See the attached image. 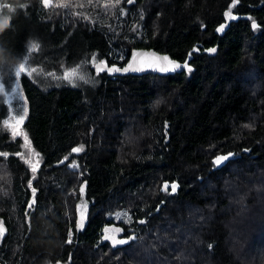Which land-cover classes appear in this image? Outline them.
<instances>
[{"label": "trees", "instance_id": "1", "mask_svg": "<svg viewBox=\"0 0 264 264\" xmlns=\"http://www.w3.org/2000/svg\"><path fill=\"white\" fill-rule=\"evenodd\" d=\"M52 5L0 0V67L26 53L58 74L21 76L16 135L0 99V264H264V0ZM145 49L167 70L53 83Z\"/></svg>", "mask_w": 264, "mask_h": 264}, {"label": "rangeland", "instance_id": "2", "mask_svg": "<svg viewBox=\"0 0 264 264\" xmlns=\"http://www.w3.org/2000/svg\"><path fill=\"white\" fill-rule=\"evenodd\" d=\"M25 55H27V54L25 53L22 56H25ZM27 56H28L27 68L37 70V67H34L35 65L31 61V60H33V58H29V55H27ZM92 58L90 57V59L88 61H86V65L82 64L81 62H77L71 68L66 69L63 72V74H65L66 72H71L72 69H74V68H79L78 74L83 75L86 79L91 81V82L85 83L84 80L73 79V82L71 83L72 85H78L80 87H86V86L91 85V83H94L96 81V77L99 76V74L102 71H100L99 73L97 72V67L95 65L98 63L97 62L98 59L95 57V64H94ZM20 62H21L20 59L17 58L16 60H13L12 62H10V61L4 62V64L0 67V83L6 82L12 89H15L17 87L19 88L18 93L16 91H9L7 94L0 93V99L2 100V102L6 106V118L4 119L5 120L4 122H5L7 127L9 126L12 135H16L19 132V128H20L19 124H22V123L17 124L16 119H14V117H17V114H19V115H24V118H25L26 111H27L26 99H25V96H24V93H23V90H22L21 84H20V78L21 77L16 78L15 74H14V68L16 66H18V64ZM38 66H39V64H38ZM101 67H103V66H101ZM173 68H174V66H173ZM52 71L53 70H50L48 68H43V69L38 68V72L37 71L34 72L31 76L38 80V75H39L41 77V80H43V81H41L42 83L47 84V82H50V84H51L53 77L55 75H58V74L52 73ZM61 76H63V75H61ZM58 80H55L53 83H56V84L61 83L60 81H62V79H60L58 77ZM63 81L66 82V84H70L68 82V80L63 79ZM89 87H91V86H89ZM6 121H7V123H6ZM136 125H137V123L134 122L133 123V127H134L133 130L135 129V132L137 131L135 128ZM139 129L141 130V129H143V127H139ZM133 140L136 141V138L132 134V136L130 138H127L126 141L131 142ZM30 150H32L30 144L29 143L24 144V153H27ZM33 158L35 159V156H33ZM85 209H86V204L83 202V200H80L78 210L80 211V213H85L86 212ZM250 231H254V228H251ZM3 235H4V233H3ZM3 235L0 236V242L2 240Z\"/></svg>", "mask_w": 264, "mask_h": 264}, {"label": "snow or ice", "instance_id": "3", "mask_svg": "<svg viewBox=\"0 0 264 264\" xmlns=\"http://www.w3.org/2000/svg\"><path fill=\"white\" fill-rule=\"evenodd\" d=\"M111 6L115 7L117 5L120 4L121 0H109ZM128 3H132L133 0H127ZM41 3L42 5L45 7V8H48V7H51L53 6L52 5V0H41ZM89 3H91V0H89ZM55 7L57 8H61V7H68L69 5L66 4V3H57L54 5ZM105 6H108V5H105ZM3 7H9L7 5H3ZM21 8H24L26 7V5H21L20 6ZM10 10H13L10 8ZM225 16H229L231 17V13L230 12H225L224 14ZM231 18H235V17H231ZM5 24L6 25H10V18L6 19L5 20ZM253 26L255 27V24H253ZM224 27V25H221L220 28L218 29L219 30H222ZM39 48V45L36 44V43H31L29 45V48L27 49V52L28 53H31L32 51H35V50H38ZM209 51H215V49H209ZM18 59H20V63L18 64V66H16L14 68V74H15V77L16 78H20L22 76V74H27V75H32L34 72H36L37 70L36 69H28L27 68V61H28V56L25 55V56H18ZM93 59V62L95 64V57L92 58ZM164 60H167L168 58L167 57H164L163 58ZM170 63H174V62H170ZM101 65H103V67H101ZM97 67V72L99 73L100 71H104L105 69L108 71V72H120V71H124V72H127L129 70H132V71H137L139 69H136L133 67V65L131 63L128 64L127 67L121 69V68H116V67H111V68H108L107 65H106V62L104 61H100L98 65H96ZM175 67L176 68H179L181 67V65L179 64H175ZM184 67H187V65L185 64ZM162 70H167V69H162ZM79 68H74L72 69L71 72H66L63 76L59 77L60 79H64V80H68L69 83H72L73 82V79H80V80H84L85 83H88V82H91L90 80L86 79L83 75H79ZM9 91H16L17 93L19 92V88H15V89H12L6 82L5 83H0V93H4V94H7ZM14 119H16V123L19 124V123H22L23 120H24V115H19L17 114V117H14ZM7 123V121H6ZM247 127V125H246ZM81 149L79 148H73L72 151L73 152H78L80 151ZM0 155H7V154H4V153H0ZM232 155L231 153L228 154V155H220V156H216L215 159H214V163L215 164H220L221 162L227 160L229 158V156ZM32 171L33 173L36 172V167L35 165L32 166ZM31 183V182H30ZM168 187L169 185L168 184H165L164 185V189L165 191L168 190ZM171 189L172 191H175L176 190V185L173 184L171 186ZM81 191H83V189H81ZM35 193V189H33V194ZM29 207H31V204L29 205ZM5 229L3 227V223L0 222V236L3 235ZM105 239H112V243L113 245H118V244H124V243H127L126 240H117V239H114L112 237H105ZM68 243H71V234L69 235V239L67 241Z\"/></svg>", "mask_w": 264, "mask_h": 264}, {"label": "water", "instance_id": "4", "mask_svg": "<svg viewBox=\"0 0 264 264\" xmlns=\"http://www.w3.org/2000/svg\"><path fill=\"white\" fill-rule=\"evenodd\" d=\"M164 57L163 53L155 49H145L136 54L131 64L134 68L139 69L136 72L156 74L167 67V60H164ZM81 227H85V224L83 223Z\"/></svg>", "mask_w": 264, "mask_h": 264}, {"label": "bare ground", "instance_id": "5", "mask_svg": "<svg viewBox=\"0 0 264 264\" xmlns=\"http://www.w3.org/2000/svg\"><path fill=\"white\" fill-rule=\"evenodd\" d=\"M166 69V68H165ZM162 72V71H161Z\"/></svg>", "mask_w": 264, "mask_h": 264}]
</instances>
